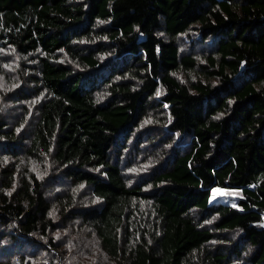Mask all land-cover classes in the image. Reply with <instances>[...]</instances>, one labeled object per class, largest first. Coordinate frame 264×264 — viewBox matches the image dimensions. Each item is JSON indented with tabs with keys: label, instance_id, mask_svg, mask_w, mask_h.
I'll return each instance as SVG.
<instances>
[{
	"label": "trees",
	"instance_id": "1",
	"mask_svg": "<svg viewBox=\"0 0 264 264\" xmlns=\"http://www.w3.org/2000/svg\"><path fill=\"white\" fill-rule=\"evenodd\" d=\"M263 215L264 0H0V264H264Z\"/></svg>",
	"mask_w": 264,
	"mask_h": 264
},
{
	"label": "rangeland",
	"instance_id": "2",
	"mask_svg": "<svg viewBox=\"0 0 264 264\" xmlns=\"http://www.w3.org/2000/svg\"><path fill=\"white\" fill-rule=\"evenodd\" d=\"M241 198V193L239 190L236 189H228V188H216L212 190L209 202L210 203H215V202H220L222 204L232 206V207H237V202ZM263 226H264V215H263ZM69 253L72 256L71 262L73 264H76L75 261H77V258L74 257V248H68ZM83 255H85V252H83ZM101 264H110L108 260H101Z\"/></svg>",
	"mask_w": 264,
	"mask_h": 264
}]
</instances>
